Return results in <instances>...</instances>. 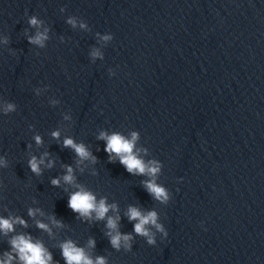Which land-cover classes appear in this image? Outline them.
Listing matches in <instances>:
<instances>
[{
  "label": "clouds",
  "instance_id": "1",
  "mask_svg": "<svg viewBox=\"0 0 264 264\" xmlns=\"http://www.w3.org/2000/svg\"><path fill=\"white\" fill-rule=\"evenodd\" d=\"M41 21H39L35 16L29 20V24L32 26H39ZM69 24L75 26V18H70L68 20ZM81 28H86L87 25L84 23L80 24ZM48 29L43 32H37L35 36L29 37L28 41L30 44L44 46V41L48 39ZM111 36H104V40L111 39ZM8 42L7 39L4 41ZM93 55H99L98 52H93ZM16 105L14 103H8L3 108V114L8 115L9 113L15 112ZM68 117L66 116L65 119ZM60 133L54 131L52 133L53 138H59ZM138 134L133 132L131 138H126L120 133H112L111 135L106 132H101L98 139H102L106 142L104 151L108 153L109 160L113 161L114 158H118L119 163L124 166L126 171L132 175H143L149 177L142 181L143 187L148 192L149 195L153 197L154 200L160 202L161 204H167L170 199L169 191L162 185L156 182V177L161 172V164L157 160L145 161L140 155L141 150L136 149V141L138 140ZM35 142L37 145L42 143L40 136H35ZM64 147H69L74 150L76 155L79 157L77 163H82L83 161L90 160L96 163V157L86 148L83 143H76L72 138H65L63 141ZM47 156V153L44 154ZM44 164V158L41 157L37 159L36 156H32L28 160V167L31 172L40 175L41 165ZM53 162L49 161L47 167L51 168ZM8 161L4 158H0V168H7ZM67 174L63 176V181L66 184H74L75 177L73 175V169L71 166H65ZM53 186L60 185V179H53L51 181ZM78 190L71 193L68 199V208L74 213H77L79 217L92 218V214L95 213V218L97 220H103L107 217L106 227L110 230L107 235L110 237L111 246L120 250L121 247L124 248L126 252L132 250V241L134 239L131 233H121L119 231L118 222L120 220L119 215L115 217L107 216L110 210L116 211L117 206L115 204H108L105 198H101L97 202L96 196L93 192L86 190L83 186H77ZM38 211V210H35ZM34 210H29V215H35ZM129 221H136L134 224L135 234L145 237L147 244L150 246L156 245L157 241L155 238V233L150 230V227L155 228L156 232L162 234L163 238H167L168 232L161 223H158V213L155 210H149L143 212L140 208L130 206L126 212ZM24 224L23 220L17 218L16 220L3 219L0 218V230H3L6 234L13 230L14 223ZM53 223L60 226V222L53 218ZM37 226L41 229L50 231L48 225L44 223L37 222ZM11 245L13 250L19 255L20 261L23 264H51L52 256L44 248L40 242L33 243L30 237H25L23 235L14 237L11 240ZM90 246H94V241H89ZM62 255L66 261V264H106L104 257H97L93 260L88 256L82 248H78L74 245L72 241H67L61 245ZM7 259L0 261V264H11L12 256L7 254Z\"/></svg>",
  "mask_w": 264,
  "mask_h": 264
}]
</instances>
